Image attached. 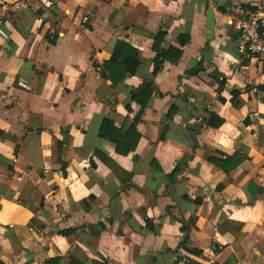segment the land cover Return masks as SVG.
<instances>
[{
    "label": "crops",
    "instance_id": "crops-1",
    "mask_svg": "<svg viewBox=\"0 0 264 264\" xmlns=\"http://www.w3.org/2000/svg\"><path fill=\"white\" fill-rule=\"evenodd\" d=\"M238 4L264 9L0 0V264H264V61L237 50ZM160 30L163 49L190 39L155 74ZM118 41L140 64L113 83L101 72ZM145 82L142 107L132 96ZM105 119L120 135L136 126L134 151L100 136ZM235 154L230 171L210 160Z\"/></svg>",
    "mask_w": 264,
    "mask_h": 264
},
{
    "label": "trees",
    "instance_id": "trees-1",
    "mask_svg": "<svg viewBox=\"0 0 264 264\" xmlns=\"http://www.w3.org/2000/svg\"><path fill=\"white\" fill-rule=\"evenodd\" d=\"M166 32L160 30L154 37L152 49L156 52L154 62V73L157 74L165 62L177 63L183 55V48L189 42V35H179V46H170L168 49H163L162 44L165 40ZM140 64L139 51L134 46L127 42L118 41L112 57L104 62L102 67V76L113 83H117L125 78L127 75H134ZM198 69H191L186 71V76L194 75ZM154 91V84L152 82H145L142 87L133 94V98L145 107L151 94ZM209 118L206 120L207 125L211 127H219L224 120L214 112H210ZM99 134L101 137L112 139L116 144V151L123 155H128L136 149L139 142L140 135L136 131V126L133 124L125 135H120L114 123L110 119H105L100 127ZM239 154L227 156L225 159L210 158L211 162L219 166L225 171H230L239 164ZM181 165L176 167L172 173L180 171ZM150 228L153 226L148 223ZM190 264H195L190 261ZM70 264H79L72 260Z\"/></svg>",
    "mask_w": 264,
    "mask_h": 264
},
{
    "label": "built area",
    "instance_id": "built-area-1",
    "mask_svg": "<svg viewBox=\"0 0 264 264\" xmlns=\"http://www.w3.org/2000/svg\"><path fill=\"white\" fill-rule=\"evenodd\" d=\"M23 2L14 5L13 10L23 6ZM253 8V7H251ZM234 18L231 26L237 36L236 46L241 54L264 61V9L249 10L238 4L233 7ZM0 34L7 37L0 23ZM18 85L29 90L30 87L23 81Z\"/></svg>",
    "mask_w": 264,
    "mask_h": 264
},
{
    "label": "water",
    "instance_id": "water-1",
    "mask_svg": "<svg viewBox=\"0 0 264 264\" xmlns=\"http://www.w3.org/2000/svg\"><path fill=\"white\" fill-rule=\"evenodd\" d=\"M228 6H229L228 3L220 4V5L217 6V10H220L223 13H225ZM207 23L209 24L211 30L214 31L215 30L216 20H215L214 13H213V10L212 9H209L208 10V13H207Z\"/></svg>",
    "mask_w": 264,
    "mask_h": 264
}]
</instances>
